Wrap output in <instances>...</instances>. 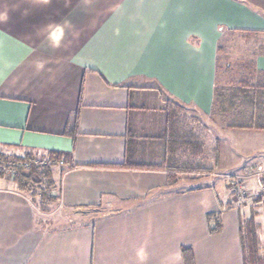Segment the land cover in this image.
Listing matches in <instances>:
<instances>
[{
    "label": "crops",
    "instance_id": "0c3cea01",
    "mask_svg": "<svg viewBox=\"0 0 264 264\" xmlns=\"http://www.w3.org/2000/svg\"><path fill=\"white\" fill-rule=\"evenodd\" d=\"M215 78L264 109V0H0V154L71 155L47 211L0 175V264H264V195L207 173L264 168V129Z\"/></svg>",
    "mask_w": 264,
    "mask_h": 264
},
{
    "label": "trees",
    "instance_id": "16d2710c",
    "mask_svg": "<svg viewBox=\"0 0 264 264\" xmlns=\"http://www.w3.org/2000/svg\"><path fill=\"white\" fill-rule=\"evenodd\" d=\"M217 47V52H218ZM217 71L218 60H217ZM219 79L216 80L213 87V102L215 106H221L223 103L227 102L228 105H234L235 102L242 104V106H249L250 109H256L257 115H247L239 117H227L228 126L234 127L237 125L238 128H257L264 129V109L259 108L261 106V100L257 97L256 89L253 85H250L246 79H241L238 86L231 87V91H228L229 94H223V90L219 85ZM256 88H264V86H259ZM254 90V91H253ZM227 96L228 99L224 97ZM243 117L241 120L249 118L254 121V119H261L263 122L261 124H234V121L231 122V118H237L235 121ZM77 114L73 118V128L76 126ZM72 131V130H71ZM71 155L65 152L59 151H46L42 154H38L34 151H26L21 155H1L0 161L10 162L12 170V180L15 182L18 190L28 193L34 203L39 205V208L43 211L48 210V206L55 204L59 199V186L58 181L55 179V170L58 166L63 165V167L68 168L71 165L70 161ZM38 162H33L36 160ZM44 161L45 163H41ZM26 164V165H25ZM62 167V168H63ZM60 168L59 174L62 173L63 169ZM245 168L244 170L248 169ZM243 170V171H244ZM209 172V171H207ZM2 175V173H0ZM230 175V174H229ZM36 198V199H35ZM220 229V224L215 223L213 226L209 227V232H217ZM240 231L243 235V239L246 247L254 248L255 246V225L248 219L245 223L242 224ZM251 243V244H250ZM252 253V252H251ZM253 255V254H252ZM182 256L185 261V264H193L192 253L189 248L182 250Z\"/></svg>",
    "mask_w": 264,
    "mask_h": 264
},
{
    "label": "built area",
    "instance_id": "2783aa9c",
    "mask_svg": "<svg viewBox=\"0 0 264 264\" xmlns=\"http://www.w3.org/2000/svg\"><path fill=\"white\" fill-rule=\"evenodd\" d=\"M33 162H38L37 159ZM41 163H45L44 161H41ZM26 165V164H25ZM0 173H6L8 175H13L11 166L7 162L0 161ZM230 183H232V186L235 187V195L234 197L240 198L243 197L245 188L243 185H245V181L255 180V184L257 185V188L260 190V192L264 193V168L257 165V166H251L248 169L244 170L239 175H229ZM231 185V184H230ZM244 190H243V189Z\"/></svg>",
    "mask_w": 264,
    "mask_h": 264
},
{
    "label": "rangeland",
    "instance_id": "374dc122",
    "mask_svg": "<svg viewBox=\"0 0 264 264\" xmlns=\"http://www.w3.org/2000/svg\"><path fill=\"white\" fill-rule=\"evenodd\" d=\"M218 53V52H217ZM243 117H241L240 119H238L237 121H234V124H244V125H248V124H256V125H258V124H261L262 122H263V120H261V119H254V121H252V120H250L249 118H246V119H243V120H241ZM217 128H219V127H217ZM217 130H219V129H217ZM220 131V130H219ZM212 132H215V133H219V132H217L216 130L214 131H212ZM208 134V133H207ZM208 153H209V151H208ZM200 160H202V157H200L199 158ZM200 160H197V162H199ZM211 161H212V155L209 153V154H207V164H209V165H207V171H209L210 170V168H211ZM7 162V161H6ZM7 163H9V165H10V162H7ZM198 166V165H197ZM199 166H204V164H199ZM251 166H257V165H255V164H252V165H250V166H248V167H251ZM209 168V169H208ZM224 170V169H223ZM221 169H219V167H218V169H217V167L216 168H213L212 169V172L211 171H209V172H207V173H211V174H220V175H217V176H219L220 177V179H225V180H227L228 181V183H229V186H230V190H231V192L230 193H232L233 194V196L235 195V192H236V190H235V187L234 186H232V183H230L231 181H230V177H229V174L227 175V174H221ZM243 172V171H242ZM241 172V173H242ZM241 173H239V174H241ZM239 174H235V175H239ZM231 175V174H230ZM234 175V176H235ZM1 176H4V177H6V178H12V176L11 175H8V174H4V173H2V175ZM255 180L253 179V180H248V181H245V185H243L244 186V188H245V192H244V195H243V197H240V198H237L238 200H243V199H247V197H249V190L248 189H250V187L251 188H254L253 187V185H250L251 183H253L256 187H257V185L255 184V182H254ZM231 184V185H230ZM243 189V188H242ZM244 190V189H243ZM261 194H263L264 195V193H262V192H260Z\"/></svg>",
    "mask_w": 264,
    "mask_h": 264
}]
</instances>
